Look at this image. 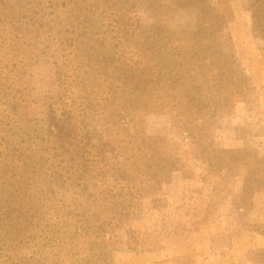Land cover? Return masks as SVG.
<instances>
[{
    "label": "rangeland",
    "instance_id": "obj_1",
    "mask_svg": "<svg viewBox=\"0 0 264 264\" xmlns=\"http://www.w3.org/2000/svg\"><path fill=\"white\" fill-rule=\"evenodd\" d=\"M209 2L0 0V264H264V38Z\"/></svg>",
    "mask_w": 264,
    "mask_h": 264
},
{
    "label": "trees",
    "instance_id": "obj_2",
    "mask_svg": "<svg viewBox=\"0 0 264 264\" xmlns=\"http://www.w3.org/2000/svg\"><path fill=\"white\" fill-rule=\"evenodd\" d=\"M206 1L208 7L212 8L213 9V5L209 2V0H204ZM253 13H252V18H253V29L255 31V33H257L256 35L264 38V33H262V29L260 30V28L262 27L260 25V21L263 20L262 19V16L264 17V0H255V3H254V6H253ZM216 15V14H214ZM216 19H218L219 17L216 15L215 16ZM261 18V20H260ZM53 112V111H52ZM53 114V113H52ZM50 114L49 115V121L47 122V125L46 127H44V132L42 133V135L44 134V137L46 138V136L49 138H46L47 139V142L50 144V141H51V146L54 148V149H59L60 152L62 153L61 149L63 148L64 150H66L67 154L66 155H70L71 154H79L80 150L79 149H76V148H71V147H66L65 143L68 142L67 139L70 138L73 139L75 138V135H74V131H73V126L72 124L70 123V121H67V120H62L58 117H56V115H52ZM65 130V132L63 133V131ZM51 137V139H50ZM43 139V137H42ZM72 141H69L70 144L74 143ZM48 146V145H46ZM70 159L72 160L73 159V156L70 155ZM90 167L86 166L85 167V170L83 172L82 175H86L87 174H91V171L89 170ZM0 173L5 177L3 182H7L9 181L8 178H9V174L7 172H5V170H3L1 172L0 170ZM3 205H7L5 203H3ZM10 204L7 205V208H9ZM7 218V221L4 223V225H6V229H5V233H3L2 236V239L6 240V231H9L10 229H12L13 227H16V226H21L22 224V220H14L13 217H11L10 215L6 217ZM22 228V227H21ZM17 238L16 240L17 241V244L16 245H19V243L21 242V239L22 237L20 236V232L17 231ZM0 236V237H1ZM20 250V248L18 246H15L13 247L12 251L14 252L12 254V260H14L13 264H19L21 263L20 261L22 260L21 259V255H18L16 254V251ZM19 259V262L16 261V259Z\"/></svg>",
    "mask_w": 264,
    "mask_h": 264
},
{
    "label": "crops",
    "instance_id": "obj_3",
    "mask_svg": "<svg viewBox=\"0 0 264 264\" xmlns=\"http://www.w3.org/2000/svg\"><path fill=\"white\" fill-rule=\"evenodd\" d=\"M259 139L262 140V144H264V136L259 137ZM258 154H259V156H262V154H260V153H258Z\"/></svg>",
    "mask_w": 264,
    "mask_h": 264
}]
</instances>
